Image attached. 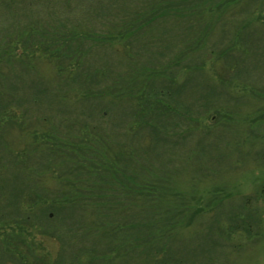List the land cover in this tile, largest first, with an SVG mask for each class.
<instances>
[{
	"label": "rangeland",
	"instance_id": "1",
	"mask_svg": "<svg viewBox=\"0 0 264 264\" xmlns=\"http://www.w3.org/2000/svg\"><path fill=\"white\" fill-rule=\"evenodd\" d=\"M3 47L0 264H264V0H0Z\"/></svg>",
	"mask_w": 264,
	"mask_h": 264
},
{
	"label": "trees",
	"instance_id": "2",
	"mask_svg": "<svg viewBox=\"0 0 264 264\" xmlns=\"http://www.w3.org/2000/svg\"><path fill=\"white\" fill-rule=\"evenodd\" d=\"M0 51H2L1 53H0V56H1V61H4V62H6V61H8V60H10V57L12 56V55H4V53L6 52V51H10V52H13V50L10 48V49H8V50H6V47H3V50L2 49H0ZM53 51H51L50 50V53H52ZM64 70V68H60L59 69V72H62ZM158 95H160V96H164V93L162 92V90L158 93ZM161 97V98H162ZM143 101H144V103H143V108L142 109H144L143 110V113L144 114H146L147 112H149V114H151L152 112H155L159 107V105H160V103H158L159 102V99H158V101L156 102H153V103H148V99H143ZM166 107H168L167 105H165L164 106V109H168V108H166ZM140 110V109H139ZM138 110V111H139ZM136 112V114L139 116V112ZM1 113H0V119H4V118H9L11 115H12V111H10V110H7V109H4V110H2V111H0ZM143 114V115H144ZM153 130H155V129H153ZM156 137H158V136H156ZM49 150H51V151H54L55 152V147H53V146H50V143H49ZM123 154L121 153V152H119V157L120 156H122ZM88 168H89V176H92V177H95L96 179H98V180H101V181H103V182H105V183H107V184H110L111 182H112V178L113 179H115L116 181H117V183H120L122 180H124V179H126V178H124V176L125 177H127V175H126V172L124 173V172H122L121 171V169H120V167H116V166H112V163H110V162H103V161H100V163L99 164H95V165H92V164H90L89 163V165H88ZM101 169H103V170H101ZM106 170V171H105ZM76 179H79V178H76ZM113 184H116V183H111L110 185H113ZM120 184H122L123 185V183H120ZM148 185H141V187L140 188H136V189H138V191L142 194V195H145L146 196V192L148 191V187H147ZM92 188H96V189H94V191L92 192V191H90V190H86V189H82V190H80V191H78V192H75L74 194H75V196H79V195H82V194H85V193H88L89 194V192L90 193H97L98 194V196H102V195H104L105 193H107V188H100L98 185H95V186H91ZM264 189V188H263ZM59 201H57V200H54V202H53V204H52V209L54 210V211H58V210H60V207H61V205L62 204H65V203H67L68 201H72L73 202V200H71V198H69V197H67L66 199H58ZM147 202H149L150 204H151V206L152 207H155V205H156V202H155V200H153V199H151V198H147V200H146ZM68 205V204H67ZM142 207H147V206H142ZM174 218V216L172 217V216H170V219H173ZM176 223V222H175ZM174 224V223H173ZM141 244L142 245H144V244H146V243H149V242H151V240H150V236H149V234H146L145 236H142L141 237ZM28 248V247H27ZM161 248V246H158L157 248H156V251L158 250V249H160ZM155 251V252H156ZM19 255V254H18ZM19 258L21 259V257L19 256Z\"/></svg>",
	"mask_w": 264,
	"mask_h": 264
}]
</instances>
